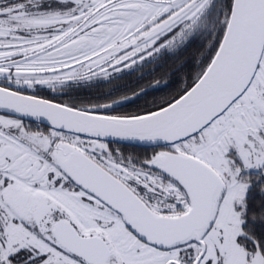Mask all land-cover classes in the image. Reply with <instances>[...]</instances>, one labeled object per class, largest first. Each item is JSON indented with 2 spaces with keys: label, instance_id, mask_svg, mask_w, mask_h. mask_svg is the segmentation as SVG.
I'll return each instance as SVG.
<instances>
[{
  "label": "snow or ice",
  "instance_id": "1",
  "mask_svg": "<svg viewBox=\"0 0 264 264\" xmlns=\"http://www.w3.org/2000/svg\"><path fill=\"white\" fill-rule=\"evenodd\" d=\"M0 264H264V0H0Z\"/></svg>",
  "mask_w": 264,
  "mask_h": 264
},
{
  "label": "flooded vegetation",
  "instance_id": "2",
  "mask_svg": "<svg viewBox=\"0 0 264 264\" xmlns=\"http://www.w3.org/2000/svg\"><path fill=\"white\" fill-rule=\"evenodd\" d=\"M129 79V81L131 80V78H128Z\"/></svg>",
  "mask_w": 264,
  "mask_h": 264
},
{
  "label": "trees",
  "instance_id": "3",
  "mask_svg": "<svg viewBox=\"0 0 264 264\" xmlns=\"http://www.w3.org/2000/svg\"><path fill=\"white\" fill-rule=\"evenodd\" d=\"M123 83V82H122Z\"/></svg>",
  "mask_w": 264,
  "mask_h": 264
}]
</instances>
